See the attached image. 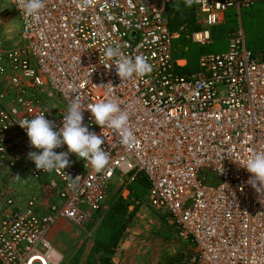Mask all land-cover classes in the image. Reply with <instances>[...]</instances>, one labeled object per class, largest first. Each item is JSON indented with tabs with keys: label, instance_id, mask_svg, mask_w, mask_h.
Wrapping results in <instances>:
<instances>
[{
	"label": "built area",
	"instance_id": "built-area-1",
	"mask_svg": "<svg viewBox=\"0 0 264 264\" xmlns=\"http://www.w3.org/2000/svg\"><path fill=\"white\" fill-rule=\"evenodd\" d=\"M170 2L45 0L34 18L10 0L20 23L15 45H6L0 15V264H57L50 237L56 223L85 228L115 179L127 199L136 176L147 182L144 201L167 213L190 245L183 264H264V192L252 187L242 165L264 151V54L248 45L239 21L226 50L205 51L195 71L179 73L187 60L174 55L179 33L169 27ZM259 2L194 0L198 28L190 39L208 45L230 12ZM114 41L126 56H146L152 72L122 81L104 58ZM73 90L85 107L118 102L135 140L123 145L117 131L102 130L84 110L89 130L103 132L109 164L97 173L70 153L64 170L43 172L28 158L40 150L18 122L47 109L58 128ZM17 174L40 179L36 194L18 193ZM68 175L79 176L75 186Z\"/></svg>",
	"mask_w": 264,
	"mask_h": 264
},
{
	"label": "rangeland",
	"instance_id": "rangeland-1",
	"mask_svg": "<svg viewBox=\"0 0 264 264\" xmlns=\"http://www.w3.org/2000/svg\"><path fill=\"white\" fill-rule=\"evenodd\" d=\"M177 2H185V0H177ZM0 5H2L0 15L4 20L3 34L8 39L6 45H15L20 30L16 11L10 0H0ZM239 21H241L240 25L248 45L256 54H264V2L244 7L238 12H230L222 23L213 28L208 49L210 51L226 50L228 34L236 23L239 24ZM22 179H27V182L16 180L12 183L18 193L22 197L36 194L40 179L34 180L27 174H23ZM123 186V183L115 179L103 203L84 229L69 226V222L58 227L54 226L50 237L57 264H84L95 237L103 231V220L112 200L116 196L122 197ZM131 187L134 193L131 194L129 187L131 196L139 198L141 196L139 187L136 184ZM130 211H133L132 218L111 254L114 264H146L149 258L154 261L153 264H170L169 261L173 260L175 255L180 257L182 254H188L190 245L180 242L173 236V225L165 219L169 218L168 214L152 208L144 199H141L136 206H131Z\"/></svg>",
	"mask_w": 264,
	"mask_h": 264
},
{
	"label": "clouds",
	"instance_id": "clouds-1",
	"mask_svg": "<svg viewBox=\"0 0 264 264\" xmlns=\"http://www.w3.org/2000/svg\"><path fill=\"white\" fill-rule=\"evenodd\" d=\"M91 2V0H88ZM194 0H185V5L191 7ZM19 9L25 16L38 18L39 13L45 7V0H19ZM178 8V5L176 6ZM121 44L113 42L112 46H107L104 51L105 60H111L107 65L116 66L117 75L121 80H128L135 76L144 77L150 74L153 66L144 55L126 56L121 51ZM69 99L67 114L63 116L61 125L57 128L56 124L46 119L42 111L32 119H22L18 123L24 128L29 137L30 144L40 150L28 153V158L35 162L37 169L43 172H52L55 169H65L70 165L69 154L75 153L78 158H82L92 169L99 173L109 164V154L101 145L104 143L103 132L98 135L90 131L89 127L83 123L84 110H90L97 125L117 131L121 137L123 145L131 147L135 136L129 126V114L123 110L119 103L114 99H104L99 102L84 106L78 92ZM67 145V151L55 152L54 149ZM249 173V183L258 193L264 192V151L252 152L242 164ZM86 166V165H85ZM69 176V175H68ZM17 180H23L19 174L15 176ZM70 178V187L76 185L79 176L75 179Z\"/></svg>",
	"mask_w": 264,
	"mask_h": 264
},
{
	"label": "trees",
	"instance_id": "trees-1",
	"mask_svg": "<svg viewBox=\"0 0 264 264\" xmlns=\"http://www.w3.org/2000/svg\"><path fill=\"white\" fill-rule=\"evenodd\" d=\"M177 5L178 8L176 7ZM168 16L170 30L179 33L178 37L174 39V55L175 57H185L187 60L185 66L179 69V73L195 71L199 55L209 49L208 45H198L190 39V33L198 28L193 19V4L191 7H187L185 2L178 3L177 0H171ZM133 184L139 187L141 195H139V198L131 196V194H134L131 187ZM129 187L131 189L129 198L123 199L120 196H116L112 200L103 220V231L95 237L84 264H114L111 254L132 218L133 211H130V207L136 206L141 199H144L147 191V182L144 177L136 176L129 184ZM169 263L183 264L178 257L173 258Z\"/></svg>",
	"mask_w": 264,
	"mask_h": 264
},
{
	"label": "crops",
	"instance_id": "crops-1",
	"mask_svg": "<svg viewBox=\"0 0 264 264\" xmlns=\"http://www.w3.org/2000/svg\"><path fill=\"white\" fill-rule=\"evenodd\" d=\"M159 211H161V210H159ZM161 212H163V211H161ZM163 213H165V212H163ZM166 214H167V213H166ZM165 219H166V221H167L168 223H170L171 225H173L172 222H171V220H170V218L166 217ZM58 223H59V224L55 225V227H58V226H60V225H64V224H66V223L63 222V221H59ZM69 226H72V225H69ZM72 227H74V226H72ZM172 228H173V232H172L173 236H175V238L178 239L180 242L183 241L184 243H187V242H185L184 240L180 239V238L176 235V231H175V227H174V225L172 226ZM77 229H84V228H77ZM52 230H54V227H53ZM51 233H52V231H51ZM50 235H51V234H50ZM173 253H174V252H173ZM170 255H175V254H170ZM175 256L178 257V258H180V260H181V256H182V255H181L180 257L177 256V255H175ZM175 256H174V257H175ZM149 259H150V258H149ZM149 259H147V263H146V264H153L154 261H151V260H149Z\"/></svg>",
	"mask_w": 264,
	"mask_h": 264
}]
</instances>
